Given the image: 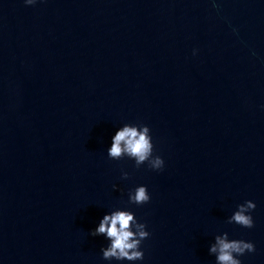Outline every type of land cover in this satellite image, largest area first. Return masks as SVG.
Here are the masks:
<instances>
[{"label": "water", "instance_id": "water-1", "mask_svg": "<svg viewBox=\"0 0 264 264\" xmlns=\"http://www.w3.org/2000/svg\"><path fill=\"white\" fill-rule=\"evenodd\" d=\"M124 123L162 171L109 159ZM247 200L254 227L228 223ZM114 207L151 233L137 264H216L225 231L264 264V0H0V264H109Z\"/></svg>", "mask_w": 264, "mask_h": 264}, {"label": "clouds", "instance_id": "clouds-1", "mask_svg": "<svg viewBox=\"0 0 264 264\" xmlns=\"http://www.w3.org/2000/svg\"><path fill=\"white\" fill-rule=\"evenodd\" d=\"M39 0H24L29 6L36 5ZM193 50V55L197 53ZM107 156L112 160L128 158L134 161L136 168L147 164L154 171H162L165 160L155 152V143L151 129L144 123H124L116 128L111 137V144L107 148ZM130 173L122 170V178L128 179ZM116 189L117 186L113 185ZM127 205L141 206L151 201L147 185L141 184L128 190ZM256 204L252 200L237 205L236 210L228 217V223H235L244 228L254 227L252 212ZM90 235L102 236L107 241L101 248L104 260L112 264H137L143 262L145 252L143 242L151 233L146 222H141L131 207H114L106 212L97 226L91 230ZM209 254L215 256L216 264H242L240 257L246 253L256 251V246L251 241L231 239L228 232L217 234L214 242L210 244Z\"/></svg>", "mask_w": 264, "mask_h": 264}]
</instances>
